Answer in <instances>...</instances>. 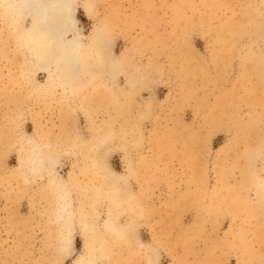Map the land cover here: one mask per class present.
I'll return each mask as SVG.
<instances>
[{
  "label": "rangeland",
  "instance_id": "obj_1",
  "mask_svg": "<svg viewBox=\"0 0 264 264\" xmlns=\"http://www.w3.org/2000/svg\"><path fill=\"white\" fill-rule=\"evenodd\" d=\"M18 1L0 264H264V0H74L71 74Z\"/></svg>",
  "mask_w": 264,
  "mask_h": 264
},
{
  "label": "bare ground",
  "instance_id": "obj_2",
  "mask_svg": "<svg viewBox=\"0 0 264 264\" xmlns=\"http://www.w3.org/2000/svg\"><path fill=\"white\" fill-rule=\"evenodd\" d=\"M18 3L20 8L27 10L26 12L33 17V26L37 35L44 36L43 47L46 51L45 56L56 46V51L58 52L56 56L60 57V59L62 58L65 67H68L69 73L75 72L74 69H79L83 60L82 43L76 38L66 42L62 39L63 35L75 29V1L19 0ZM66 79L68 80L69 78Z\"/></svg>",
  "mask_w": 264,
  "mask_h": 264
}]
</instances>
